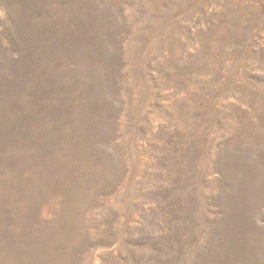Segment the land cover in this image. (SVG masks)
<instances>
[{
  "label": "rangeland",
  "instance_id": "obj_1",
  "mask_svg": "<svg viewBox=\"0 0 264 264\" xmlns=\"http://www.w3.org/2000/svg\"><path fill=\"white\" fill-rule=\"evenodd\" d=\"M0 264H264V0H0Z\"/></svg>",
  "mask_w": 264,
  "mask_h": 264
}]
</instances>
